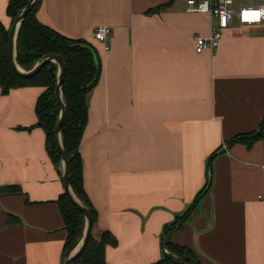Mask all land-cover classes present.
<instances>
[{
  "label": "crops",
  "instance_id": "crops-1",
  "mask_svg": "<svg viewBox=\"0 0 264 264\" xmlns=\"http://www.w3.org/2000/svg\"><path fill=\"white\" fill-rule=\"evenodd\" d=\"M37 17L90 41L102 60L80 152L92 235L117 239L107 264L161 259L166 226L193 205L169 240L201 264H264V135L227 145L264 120V22L235 18L214 52L198 53L195 35L215 19L180 0H41ZM98 26L111 27L106 42ZM45 90L0 86V187L20 188L0 192V264H64L65 189L36 112Z\"/></svg>",
  "mask_w": 264,
  "mask_h": 264
},
{
  "label": "trees",
  "instance_id": "trees-1",
  "mask_svg": "<svg viewBox=\"0 0 264 264\" xmlns=\"http://www.w3.org/2000/svg\"><path fill=\"white\" fill-rule=\"evenodd\" d=\"M29 0H9L7 13L12 21ZM41 0H37L22 21L16 39L17 63L26 70H31L43 56L56 53L61 54L65 62V77L61 86L63 100L67 106V116L62 125L60 136L63 148L69 156L70 186L74 194L93 215L94 223L97 220V211L92 206L84 187L83 159L80 152L81 141L88 123L89 106L88 94L99 81L102 71V60L95 46L88 40L69 37L56 29L42 23L37 17V10ZM168 5V3L166 4ZM163 5L162 7H165ZM156 8L154 11L161 9ZM9 31L0 21V86L7 93L12 88L24 86H44L46 90L40 95L36 112L38 125L46 131V147L53 163L62 174L61 154L56 147L54 129L59 120L61 106L58 103L55 85L58 81L59 66L56 62H48L35 75L24 78L18 76L12 69L8 42ZM264 135V120L257 132L238 134L227 142L232 145L237 141H244L251 146ZM211 156L209 169L211 170ZM212 173L208 185L212 182ZM0 192L12 194L20 192L19 186L7 185L0 187ZM198 199V198H197ZM197 200H195L196 204ZM61 213L65 220L67 239L64 246V256H68L79 243L84 234L85 216L69 199L64 192L58 200ZM194 206V205H193ZM189 207L183 215L177 217L174 223L166 226L163 238V256L151 264H201L196 253L186 245L172 242L168 238V230L182 226L193 209ZM12 220V217H10ZM116 245L117 239L110 232H104L99 239L91 237L84 252L73 264H107L106 247Z\"/></svg>",
  "mask_w": 264,
  "mask_h": 264
},
{
  "label": "water",
  "instance_id": "water-1",
  "mask_svg": "<svg viewBox=\"0 0 264 264\" xmlns=\"http://www.w3.org/2000/svg\"><path fill=\"white\" fill-rule=\"evenodd\" d=\"M36 1L37 0H29L28 4L21 11H19V13L15 16L13 20L12 26L9 31V42H8L9 59L14 72L18 76L24 78H28L35 75L48 62L51 61L56 62L59 66L58 81L55 85V91H56V97L58 103L61 106V113L59 120L57 121V124L54 129L55 144L61 154L62 181L64 184L65 193L68 195L69 199L76 206V208H78L81 212H83L86 220L83 237L76 245V247L71 251V253L64 258V264H73L76 261V259L84 252L85 248L87 247V245L91 240L94 220L91 209L85 204H83L81 200L78 199V197L74 194L70 186L69 156L66 150L63 148V144L60 136L62 125L67 116V106L63 100L62 91H61V86L65 77V62L61 54L50 53L40 58L31 70H26L17 63V58H16V39H17L18 30L20 28L22 21L30 12V10L33 8Z\"/></svg>",
  "mask_w": 264,
  "mask_h": 264
},
{
  "label": "built area",
  "instance_id": "built-area-1",
  "mask_svg": "<svg viewBox=\"0 0 264 264\" xmlns=\"http://www.w3.org/2000/svg\"><path fill=\"white\" fill-rule=\"evenodd\" d=\"M186 11L206 14L215 19L208 34L195 35V49L198 53L214 52L235 18L243 24L264 22V2L258 5H245L241 2L235 6V0H186ZM111 31L110 26H98L94 30V38L106 42Z\"/></svg>",
  "mask_w": 264,
  "mask_h": 264
},
{
  "label": "rangeland",
  "instance_id": "rangeland-1",
  "mask_svg": "<svg viewBox=\"0 0 264 264\" xmlns=\"http://www.w3.org/2000/svg\"><path fill=\"white\" fill-rule=\"evenodd\" d=\"M180 1H184L185 3V8H186V0H180ZM242 3H244L245 5H258L264 2V0H235V6H238ZM85 230V229H84ZM72 251V250H71ZM70 251V253H71ZM69 253V254H70Z\"/></svg>",
  "mask_w": 264,
  "mask_h": 264
}]
</instances>
